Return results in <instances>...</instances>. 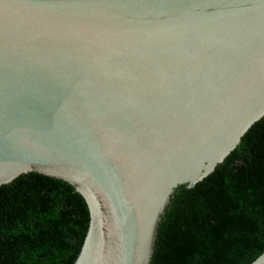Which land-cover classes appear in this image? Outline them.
I'll return each mask as SVG.
<instances>
[{"label":"water","instance_id":"water-1","mask_svg":"<svg viewBox=\"0 0 264 264\" xmlns=\"http://www.w3.org/2000/svg\"><path fill=\"white\" fill-rule=\"evenodd\" d=\"M262 117L264 0H0V186L81 200L72 264H153L180 199Z\"/></svg>","mask_w":264,"mask_h":264},{"label":"trees","instance_id":"trees-1","mask_svg":"<svg viewBox=\"0 0 264 264\" xmlns=\"http://www.w3.org/2000/svg\"><path fill=\"white\" fill-rule=\"evenodd\" d=\"M88 212L36 178L0 186V264H72ZM264 250V117L174 208L153 264H250Z\"/></svg>","mask_w":264,"mask_h":264}]
</instances>
